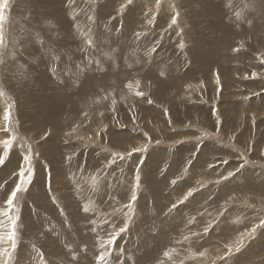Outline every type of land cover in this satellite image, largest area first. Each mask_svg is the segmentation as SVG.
I'll use <instances>...</instances> for the list:
<instances>
[{
    "label": "rangeland",
    "instance_id": "374dc122",
    "mask_svg": "<svg viewBox=\"0 0 264 264\" xmlns=\"http://www.w3.org/2000/svg\"><path fill=\"white\" fill-rule=\"evenodd\" d=\"M4 15L0 264H264V0H7Z\"/></svg>",
    "mask_w": 264,
    "mask_h": 264
},
{
    "label": "snow or ice",
    "instance_id": "6c2138e0",
    "mask_svg": "<svg viewBox=\"0 0 264 264\" xmlns=\"http://www.w3.org/2000/svg\"><path fill=\"white\" fill-rule=\"evenodd\" d=\"M157 4H159V0H156ZM133 3V0H127V4L131 5ZM5 7H7V0H0V47H2L4 45V37H3V25H4V21H5V15H4V9ZM123 10V6L122 9ZM179 13L177 12L175 15H173L172 19H171V23L173 25H175L177 23V17H178ZM91 43V42H89ZM238 51V49H237ZM137 95L142 96L143 93H137ZM5 121H10V114L6 113L4 116ZM3 144V147L5 149V153L4 156H0V165H3L5 163V159L7 157L8 152L11 150V141H2L0 142ZM135 151H147L146 147L143 148H138L135 149ZM24 161L27 163L28 167L26 169L21 168L20 172H19V176H20V181L15 185V188L11 191L10 196L7 199V205H8V209L9 212L6 213L9 215V219L11 220V224H12V230L10 231V233L8 234V240L11 242L13 250H15L16 247V226H17V221L19 219V217H12L10 215L11 209L14 205V201L17 199L18 194L22 193V192H26L28 190L27 186L30 185L32 183V177H33V168H32V162H31V156L30 155H26L24 156ZM120 159H124V157H120ZM173 183H175V181H173ZM136 188L140 187V183H139V176H137V183L135 185ZM188 195H191V192L188 193ZM185 199H187V196L185 197ZM137 200V196L135 194V190L133 191V194L131 196V201L125 205L126 208L128 209H132L133 204L135 203V201ZM180 203H184V200H181ZM177 205L173 204L171 206V208H169V212H171L173 209H176ZM85 212L88 211L87 208L84 209ZM260 226L264 227V220H261L260 222ZM128 230V225L127 222L124 223V225L122 227H119L118 229L114 230L113 233L111 234V238L109 240V244H115L117 238L120 236L121 233L126 232ZM256 227H253L250 232L248 233H241V237L240 240L238 241V244L242 246L243 244V239L245 235L251 236L254 235L256 232ZM205 233H207L208 231V226L205 227ZM237 250H239V248H237ZM229 252H231V249H229ZM165 256H168V253H165ZM104 257L100 256L99 260L103 261Z\"/></svg>",
    "mask_w": 264,
    "mask_h": 264
},
{
    "label": "bare ground",
    "instance_id": "6f19581e",
    "mask_svg": "<svg viewBox=\"0 0 264 264\" xmlns=\"http://www.w3.org/2000/svg\"><path fill=\"white\" fill-rule=\"evenodd\" d=\"M145 89V88H144ZM148 90V89H147ZM155 92V91H154ZM172 105V104H171ZM122 109V108H121ZM170 111V110H169ZM175 118V117H174Z\"/></svg>",
    "mask_w": 264,
    "mask_h": 264
}]
</instances>
